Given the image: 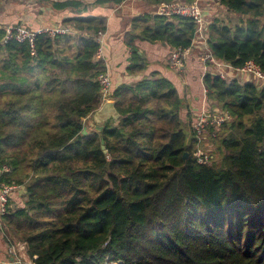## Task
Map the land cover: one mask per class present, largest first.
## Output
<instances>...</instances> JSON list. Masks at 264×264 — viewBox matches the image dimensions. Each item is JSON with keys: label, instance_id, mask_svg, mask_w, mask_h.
Wrapping results in <instances>:
<instances>
[{"label": "trees", "instance_id": "1", "mask_svg": "<svg viewBox=\"0 0 264 264\" xmlns=\"http://www.w3.org/2000/svg\"><path fill=\"white\" fill-rule=\"evenodd\" d=\"M39 1L76 14L62 21L73 33H39L32 49L3 43L0 29V167H9L0 181L27 190L3 219L28 256L35 264H264V86L204 75L208 99L233 117L210 134L217 154L208 163L195 155L197 118L183 119L184 98L158 74L112 87L120 116L99 128L90 117L106 64L95 60L94 35L105 19L83 16V0ZM219 3L239 17L211 22L212 53L234 67L252 59L264 72V0ZM141 19L144 40L184 49L195 37L189 17ZM129 37L128 71L140 73L146 60Z\"/></svg>", "mask_w": 264, "mask_h": 264}, {"label": "crops", "instance_id": "2", "mask_svg": "<svg viewBox=\"0 0 264 264\" xmlns=\"http://www.w3.org/2000/svg\"><path fill=\"white\" fill-rule=\"evenodd\" d=\"M88 5V11L83 16L104 18L106 30L101 35L103 55L106 70L112 78L113 89L124 83H135L143 76L158 74L169 79L178 89L181 97L190 104L191 110L196 112L197 118L203 110L212 108L208 99L203 77L206 73L213 72L214 67L204 63V45L197 41L191 48L185 64L177 69L169 65V56L174 47L166 42H152L140 37L139 28L147 25V20L140 21L143 16L153 17L157 14L158 5L147 0H83ZM204 15L208 23L216 18L235 22L238 15L228 11L219 3V0H201ZM70 9L56 10L50 5L42 4L39 0H0V29L8 26L23 24L32 29L45 26L63 25L65 18L74 16ZM141 19V20H142ZM139 23V28L136 25ZM153 24V19L148 25ZM132 39L135 49L146 60V68L132 74L128 71L133 48L127 40ZM217 70V68H216ZM241 77V78H240ZM241 82H247L249 77L240 76ZM193 119V121L195 120ZM90 121L92 119L90 117ZM93 124V123H92ZM84 132H88L87 129ZM26 186L18 185L12 191L8 211L23 206L25 203ZM28 256L23 243L12 235L6 226L0 211V264L26 263ZM29 262V261H28Z\"/></svg>", "mask_w": 264, "mask_h": 264}, {"label": "built area", "instance_id": "3", "mask_svg": "<svg viewBox=\"0 0 264 264\" xmlns=\"http://www.w3.org/2000/svg\"><path fill=\"white\" fill-rule=\"evenodd\" d=\"M157 14L160 15H179L191 18L196 26L195 37L191 46L187 48H174L169 56V65L173 68L180 69L184 66L187 55L189 54L192 46L199 41L204 45L203 61L205 64L214 67V71L223 79L230 81L232 79H240V76L246 75L249 77L247 82H253L259 86H264V72L261 67L254 61L248 60L241 67H234L228 62L218 60L212 53L209 47V26L204 15V9L201 5V0H194L193 2H184L181 0L172 1L168 3H160L158 5ZM104 32V31H103ZM102 31H99L94 35V38L100 42V46L95 56V60H103V49L101 42ZM39 33H48L51 36L57 34L73 33V30L64 25L59 26H45L37 29H32L23 24L11 25L5 28V34L2 39L3 43L15 40L21 43H29L34 48V41ZM217 68V70H216ZM240 77V78H239ZM97 80L101 86V98L102 103L111 99L113 93L112 78L107 70L98 74ZM101 103V104H102ZM216 103H212V105ZM233 117L229 111H223L218 105L212 108H207L197 117L194 122V129L197 132L199 141L196 146V158L199 163H208L213 159L212 154L202 150V141L207 138V131L213 137L217 135V131L221 129L223 125L231 122ZM9 170L8 166L0 167V178L3 172ZM17 188V185H10L0 181V211L2 215L8 212V205L12 191ZM19 262L13 263L17 264ZM119 264V263H115Z\"/></svg>", "mask_w": 264, "mask_h": 264}, {"label": "water", "instance_id": "4", "mask_svg": "<svg viewBox=\"0 0 264 264\" xmlns=\"http://www.w3.org/2000/svg\"><path fill=\"white\" fill-rule=\"evenodd\" d=\"M120 116L114 99H110L105 101L101 104L100 108L97 109L93 115L91 116L93 124L101 125L99 128L102 127V125L110 118H118ZM102 148L105 149V152H107L105 148V141L102 140ZM189 153L186 152L184 155V160L187 159Z\"/></svg>", "mask_w": 264, "mask_h": 264}, {"label": "rangeland", "instance_id": "5", "mask_svg": "<svg viewBox=\"0 0 264 264\" xmlns=\"http://www.w3.org/2000/svg\"><path fill=\"white\" fill-rule=\"evenodd\" d=\"M184 98V97H183ZM213 103V102H212ZM183 105H184V107L182 108V110H181V115H182V117H183V119H186L187 118V114H188V112H189V115L192 117V119H194L195 118V116H196V112L195 111H193V110H191V104L184 98V103H183ZM210 129H208V131H209ZM208 131H207V138L205 139V140H203L202 141V143H201V145H202V150L203 151H206V152H208V153H211L212 154V156H213V159H212V161L214 160V156H216V154H217V149L215 148V146L212 144V139H211V137H209L210 136V134L208 133ZM220 162V159H218L217 160V158H216V163H219ZM26 258H27V262L26 263H24V261H23V263L22 264H35L34 263V261H33V259L31 258V257H29V256H26ZM29 261V262H28ZM17 264H21V263H17ZM112 264H115V263H112Z\"/></svg>", "mask_w": 264, "mask_h": 264}]
</instances>
